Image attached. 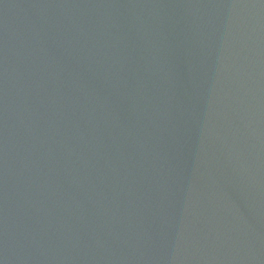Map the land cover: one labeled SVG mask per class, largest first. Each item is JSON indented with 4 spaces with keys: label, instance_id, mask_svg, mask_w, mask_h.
<instances>
[{
    "label": "water",
    "instance_id": "obj_1",
    "mask_svg": "<svg viewBox=\"0 0 264 264\" xmlns=\"http://www.w3.org/2000/svg\"><path fill=\"white\" fill-rule=\"evenodd\" d=\"M0 264H264V0H0Z\"/></svg>",
    "mask_w": 264,
    "mask_h": 264
}]
</instances>
